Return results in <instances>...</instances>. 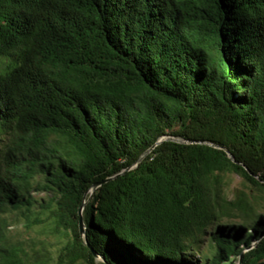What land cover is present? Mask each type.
Returning <instances> with one entry per match:
<instances>
[{
    "label": "trees",
    "instance_id": "obj_1",
    "mask_svg": "<svg viewBox=\"0 0 264 264\" xmlns=\"http://www.w3.org/2000/svg\"><path fill=\"white\" fill-rule=\"evenodd\" d=\"M0 62V212L63 239L0 264H264V0H0Z\"/></svg>",
    "mask_w": 264,
    "mask_h": 264
},
{
    "label": "rangeland",
    "instance_id": "obj_2",
    "mask_svg": "<svg viewBox=\"0 0 264 264\" xmlns=\"http://www.w3.org/2000/svg\"><path fill=\"white\" fill-rule=\"evenodd\" d=\"M2 66V62H0V67ZM37 182L41 181L40 177L35 178ZM224 180V188L225 193L228 197V200H233L237 198V196L245 191L250 194V197L255 201V205L257 206L256 212L258 213H264V192L258 191L256 189H253V192H250L248 184L243 180V178L236 174H225L223 175ZM35 184H33V188L31 189V195L34 198L40 199V198H48L50 194L46 192L36 191L34 189ZM0 219H3L9 224V227L5 229V234L9 239H13L14 241L17 239V236L20 237H26L27 235H31L35 237L36 239L46 241L48 245V251L51 253V255H56L58 249L61 246V243L63 242V239L56 238L54 236H51L49 232L46 231V228L44 225L39 224L36 225L29 234H26L23 230V225L18 222L15 214L12 211H6L5 213L0 212ZM226 221H232L237 223H246L247 220H243L239 216L235 217L232 216L230 219H227ZM212 248L211 244L206 241L203 250L201 252H195L194 257L199 263L201 264V259H206L207 256L212 257L213 253L210 251ZM241 249L244 251H247V249L244 246H241ZM48 264H53V262H48Z\"/></svg>",
    "mask_w": 264,
    "mask_h": 264
},
{
    "label": "water",
    "instance_id": "obj_3",
    "mask_svg": "<svg viewBox=\"0 0 264 264\" xmlns=\"http://www.w3.org/2000/svg\"><path fill=\"white\" fill-rule=\"evenodd\" d=\"M165 140H173V141H176V142H179V143L183 142L182 140H176V139H173V138H162V139H160V140L157 141V143L155 144V146L158 145V144H160V143H162V142L165 141ZM186 143H187V142H186ZM150 151H151V150L147 151L146 154H148ZM226 152H227V154L229 155V157H230L231 159H233V156H232L227 150H226ZM143 158H144V156L141 157V158L139 159L138 162H140ZM135 166H137V164H136ZM135 166H134V167H135ZM101 184H102V183H99V184L95 185V187L92 189L91 193H93V191L95 190V188L99 187ZM85 205H86V202L84 201V203H83V207H82L81 210H80V215H81V218H80V231H81V234L84 235V236H85L86 228H85V224H84V221H83V218H82V214H83V210H84V206H85ZM92 251H93V250H92ZM93 254H94L95 257L97 256V254H96L95 252H93ZM239 264H241V261H240Z\"/></svg>",
    "mask_w": 264,
    "mask_h": 264
}]
</instances>
